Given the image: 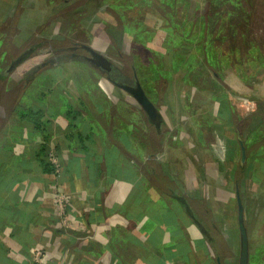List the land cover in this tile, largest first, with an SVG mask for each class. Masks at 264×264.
I'll use <instances>...</instances> for the list:
<instances>
[{
    "label": "crops",
    "instance_id": "crops-1",
    "mask_svg": "<svg viewBox=\"0 0 264 264\" xmlns=\"http://www.w3.org/2000/svg\"><path fill=\"white\" fill-rule=\"evenodd\" d=\"M160 1L0 0V72L26 51L5 74L0 95V149L25 154L20 166L7 169L0 194V242L10 264H29L28 248L39 244L47 249L45 264H238L237 193L249 255L254 252L249 224L264 201L256 200L261 190L253 185L255 169L236 168L235 143L238 131L245 139L244 131L251 135L261 126L253 118L263 122L264 114L245 118L255 107L244 115L235 108L217 112L216 101L213 117L221 118L199 126L184 108L167 110L171 83L151 72L160 62L165 66V54L178 48L186 30L176 21L173 2ZM87 31L94 39L84 43L120 71L116 80L128 83L133 69L161 112L158 131L133 96L91 61L38 66L30 58L44 47L54 51L41 38ZM21 64L26 72L11 76ZM263 73L252 82L259 90L238 78V94L263 101ZM8 84L21 89L23 103L39 108L38 125L12 111L17 96ZM42 145L55 169L44 170L35 156Z\"/></svg>",
    "mask_w": 264,
    "mask_h": 264
},
{
    "label": "rangeland",
    "instance_id": "rangeland-1",
    "mask_svg": "<svg viewBox=\"0 0 264 264\" xmlns=\"http://www.w3.org/2000/svg\"><path fill=\"white\" fill-rule=\"evenodd\" d=\"M171 1L173 2L176 21L180 28L186 29V34L178 48L165 54V66L163 67L164 64L162 65L160 62L157 68L158 71L155 69L151 72L153 77L160 76V78H163L166 85L171 83L172 89L169 90L165 98L168 106L167 110L178 109L180 111V108H184L186 110L184 112H187L188 115L187 118L190 117L194 121L192 123L197 125L198 120L199 126H202V124L208 126L211 124L210 119L214 118V121H217V118H221L219 115H216L217 118L213 117L212 110L217 97H224L223 100L227 107L230 109L235 108L243 115L251 112L252 108H256L258 105L264 106V100H259L257 104L255 98H247L238 94L241 91L238 89L239 84H241L240 80L252 87V91L254 89L259 90L254 87L257 84L252 82H254L253 78L259 72L264 71V0ZM98 23L94 22L93 25L96 26ZM87 32L85 34L79 32L69 34L66 37L41 38L39 40H42L43 44L46 45L48 44L47 40H50V45L54 48V51L44 47L46 49L44 52L37 55L31 54L30 58H33L35 62L46 61L47 63V59H50L54 54H57V56L62 54L64 57L61 55V58L57 61L83 60V58L69 56V50L64 51L60 48L61 46L70 45L76 40L90 42L94 39V36L93 33ZM79 52L84 53L82 49H79ZM41 54L42 56H38ZM108 54L114 61H122L118 54ZM34 65L33 62L30 64L32 68ZM21 66L22 64L17 66V70H14L11 76L16 77L23 72ZM9 78L8 76L7 83L11 82ZM192 85L199 87L202 95H199V89L193 88ZM217 85L219 89L216 88ZM4 86L5 80H0L1 96H3ZM9 86L13 88V90L10 89L9 93L15 92L17 96L19 93L17 86ZM260 91L263 92L264 90L261 88ZM170 92L171 96L169 95ZM3 110V103H0V114ZM2 118L0 116V125L3 123ZM220 120L222 121V119ZM258 120L256 117L253 118L252 124L257 125L259 123L261 126L256 127L255 125L256 128L251 135H249L251 132L244 131L245 139H243L246 149V166L247 164H254L255 171L253 174L256 175V179L253 178V185L256 186L258 183L261 190L260 196H256L257 199L256 197L251 199L253 202L255 199L259 202L264 201V168L257 167L258 161L264 160V120L263 122ZM260 139L263 143L256 144ZM235 149V161L237 163L240 154L238 142L235 143ZM238 175L236 178L239 179ZM206 176L209 177V175ZM259 207L264 209V204L262 207L256 205L257 214L254 213L251 219L252 222L249 224V230L253 235L251 243L254 252L250 253L248 264H264V236H262V232H264L262 229L264 227V210L260 212ZM46 251V247L42 244L28 248L30 257L28 256L27 259L30 262L29 264H45Z\"/></svg>",
    "mask_w": 264,
    "mask_h": 264
},
{
    "label": "water",
    "instance_id": "water-1",
    "mask_svg": "<svg viewBox=\"0 0 264 264\" xmlns=\"http://www.w3.org/2000/svg\"><path fill=\"white\" fill-rule=\"evenodd\" d=\"M80 46L88 51L89 55H85L87 59L93 62L95 65L110 69L111 61L107 58L105 54L95 49L93 46L87 43H80ZM26 55V51L20 53L18 56L13 58L10 63L4 69V73H8L17 63H19L24 56ZM45 63V61L40 62L38 66ZM112 82L123 88L125 91L129 92L131 96L136 100L137 104L144 111L147 119L153 123L157 130L160 128V124L162 122L161 112L155 103L148 97L144 88L140 84L136 74L133 75V83H127L122 80L111 79ZM238 145H239V162L240 164H244L246 158V149L243 143V139L238 136ZM236 203H237V221H238V229H239V256H238V264H248V235L246 226L244 223V210L243 204L241 202L240 196L237 193L236 195ZM217 259H219L217 257Z\"/></svg>",
    "mask_w": 264,
    "mask_h": 264
},
{
    "label": "trees",
    "instance_id": "trees-1",
    "mask_svg": "<svg viewBox=\"0 0 264 264\" xmlns=\"http://www.w3.org/2000/svg\"><path fill=\"white\" fill-rule=\"evenodd\" d=\"M158 1V0H156ZM159 2H161L159 0ZM173 5V4H172ZM175 18H173L174 20ZM173 20H172V23H173ZM186 30V29H185ZM64 57V55H62ZM59 57L61 58V55H59ZM59 57L57 58H54V56H52L50 59H47V63H45L46 65H48L49 63H53L54 60H57L59 59ZM5 78V74L1 73L0 72V80H3ZM217 88H218V85H217ZM219 89V88H218ZM21 89L19 90V93L15 99V102L13 104V107H12V111L21 119H28L30 120L31 122H33V124L36 126L38 125L39 122V114H40V110L39 108H36L35 106H32L30 104L27 105V103H23L21 101ZM224 97L220 98V97H217V112L218 110L220 112H223L224 109L225 111L227 110H231L229 107H227V104L224 102L223 100ZM259 97H257L256 99H258ZM259 101V99H258ZM257 101V104L259 103ZM262 103V102H261ZM224 111V112H225ZM261 114H264V106L263 105H258L254 110L253 112H251L250 114H248L245 118H251L252 116H255V115H261ZM232 113L230 114V121L234 118H231L232 116ZM45 123V121H44ZM264 127V126H263ZM237 131H238V127L236 128ZM158 131V130H157ZM262 131V130H260ZM240 136L242 138V133L241 131H238L237 133V137ZM243 139V138H242ZM238 141V140H237ZM264 142V141H263ZM260 139V141L256 142V144H262L263 143ZM2 148L0 149V152H4L3 155L1 154V161H0V194H2L3 192V189H4V175L7 171L8 168H11L12 166L13 167H17V166H20V160L24 159L25 158V154L24 153H21V154H14L11 152V150L9 151V149L5 148L4 150H2ZM52 153H50L46 146L42 145L41 147H39L38 149V152L35 154V156L37 157H40L39 160L41 162V165H42V168L44 170H51V169H55V165L53 164V162H51V155ZM256 155V154H255ZM25 160V159H24ZM27 162V161H26ZM29 164V162H27ZM250 168H254V164H247ZM54 166V167H53ZM246 166V163L244 162V164H240L239 160H238V164H237V168L239 170H243ZM257 167H262L264 168V160H261V161H258V166ZM255 171V170H254ZM253 171V172H254ZM256 175L253 174V178H255ZM1 199H0V207H2V204L1 203ZM0 228H2V226L5 224L4 223V210L0 209ZM6 251H5V248L3 247V245L1 244L0 242V264H10V258L8 256L5 255Z\"/></svg>",
    "mask_w": 264,
    "mask_h": 264
},
{
    "label": "flooded vegetation",
    "instance_id": "flooded-vegetation-1",
    "mask_svg": "<svg viewBox=\"0 0 264 264\" xmlns=\"http://www.w3.org/2000/svg\"><path fill=\"white\" fill-rule=\"evenodd\" d=\"M80 43H82V42H72L69 46H67L68 47V50H70V55L69 56H72V57H74V58H76V57H82L83 59H86V60H88V61H90L89 59H87L86 57H85V55H89V53H88V51H86L84 48H82L81 46H80ZM79 49L81 50H83L84 51V53H81V52H79ZM60 55H62V54H60ZM57 57H59V55L57 56L56 54H55V56H54V58H57ZM60 58V57H59ZM45 63H46V61H45ZM93 63V62H92ZM94 64V63H93ZM111 67H110V69H106V68H103V67H100V66H98L100 69H101V71L103 72V73H105V75L108 77V78H110V79H115L114 77L116 76V75H121V74H119L120 73V71H118L117 70V68L113 65V64H111L110 65ZM135 73H134V71H133V69H132V72H131V75H130V79L128 80L129 82L128 83H133V75H134ZM122 78V77H121ZM116 80V79H115ZM120 80V79H119ZM122 81H124V80H122ZM125 82V81H124Z\"/></svg>",
    "mask_w": 264,
    "mask_h": 264
},
{
    "label": "built area",
    "instance_id": "built-area-1",
    "mask_svg": "<svg viewBox=\"0 0 264 264\" xmlns=\"http://www.w3.org/2000/svg\"><path fill=\"white\" fill-rule=\"evenodd\" d=\"M51 160L52 161H54V159L52 158V156H51ZM59 201H58V209H59V213L61 214V219L63 218H65V216H64V211H63V203H62V200L61 199H58ZM37 253H38V251H37Z\"/></svg>",
    "mask_w": 264,
    "mask_h": 264
}]
</instances>
